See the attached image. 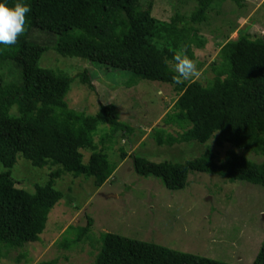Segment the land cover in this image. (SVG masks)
<instances>
[{
  "label": "trees",
  "instance_id": "trees-1",
  "mask_svg": "<svg viewBox=\"0 0 264 264\" xmlns=\"http://www.w3.org/2000/svg\"><path fill=\"white\" fill-rule=\"evenodd\" d=\"M24 2L31 7L25 32L15 45H0V163L4 169L0 173V243L21 248L38 241L50 211L64 196L55 188L56 180L65 174L83 176L100 188L126 157L123 148L119 161L107 150L132 132L119 120L113 104L101 105L95 115L69 107L65 97L74 77L39 66L47 47L30 38L34 30L55 36L54 49L62 56L127 71L134 82L138 78L172 85L178 96L162 122L178 131L154 128L151 135L157 145L204 144L213 138L217 147L229 144L262 157L255 163L229 150L217 164L210 149L183 163L153 162L131 154L135 173L155 177L169 190L184 188L190 171L264 187V36L242 32L226 40L218 59L209 65L211 79L203 84L178 74L176 56L182 48L194 60L193 48L206 44L194 24L207 20L211 0H196L190 14L177 12L169 21L152 15L153 0ZM9 63L17 74L7 81L3 67ZM75 77L93 89V78L86 70ZM99 125L107 127L100 137L101 147L94 139ZM82 150L90 153L86 162ZM18 154L33 167L50 169L46 182L36 184L33 192L17 187L12 176ZM92 223L88 217L85 226L67 227L64 235L75 228L77 233L71 242L63 236L62 246L68 249L90 239ZM95 243L93 264H229L108 232ZM252 264H264V241Z\"/></svg>",
  "mask_w": 264,
  "mask_h": 264
},
{
  "label": "rangeland",
  "instance_id": "rangeland-1",
  "mask_svg": "<svg viewBox=\"0 0 264 264\" xmlns=\"http://www.w3.org/2000/svg\"><path fill=\"white\" fill-rule=\"evenodd\" d=\"M240 1L242 6L237 0H211L207 20L194 24L206 44L201 49L193 48L197 70L190 79L203 84L211 79L209 65L218 59L226 40H234L242 32L264 36V0ZM153 2L152 15L163 21H169L177 12L188 15L197 6L196 0ZM30 38L47 47L40 57V67L74 77L65 97L69 107L95 115L101 105L113 104L119 120L127 123L132 132L107 150L112 159L119 161V149L123 148L126 157L100 188L94 187L92 178L83 176L73 178L65 174L57 179L55 188L64 196L50 211L40 239L21 248L0 243V264H39L46 260H57L58 264H93L97 253L95 239L103 232L229 264H252L264 241V187L190 171L184 188L169 190L159 179L135 173L131 154L153 162L183 163L210 149L217 164L224 161L229 150L255 163L261 162L262 157L229 144L217 147L213 138L204 144L190 141L157 145L151 134L156 127H166L162 118L178 96L172 85L138 78L134 82L127 71L62 56L54 49L56 37L38 30L32 31ZM84 70L93 78V89L75 77ZM3 73L9 81L17 69L9 63L3 67ZM166 128L171 133L178 131L173 126ZM106 129L99 125L94 138L99 147ZM82 153L86 162L90 153L84 150ZM3 170L0 163V173ZM49 172L48 166L33 167L20 154L12 168L16 186L28 192H33L36 184H44ZM88 217L93 220L91 238L65 249L61 244L63 236L71 242L77 229L68 235L64 231L69 226H85Z\"/></svg>",
  "mask_w": 264,
  "mask_h": 264
},
{
  "label": "clouds",
  "instance_id": "clouds-1",
  "mask_svg": "<svg viewBox=\"0 0 264 264\" xmlns=\"http://www.w3.org/2000/svg\"><path fill=\"white\" fill-rule=\"evenodd\" d=\"M31 7L24 0H16L9 4L8 0H0V45H15L19 36L25 32L26 17ZM178 74L189 79L197 70V63L185 56L184 49H180L176 56Z\"/></svg>",
  "mask_w": 264,
  "mask_h": 264
}]
</instances>
